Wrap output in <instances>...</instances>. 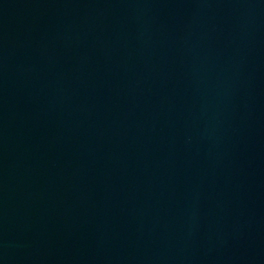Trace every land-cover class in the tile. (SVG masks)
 Returning <instances> with one entry per match:
<instances>
[{
    "label": "water",
    "instance_id": "1",
    "mask_svg": "<svg viewBox=\"0 0 264 264\" xmlns=\"http://www.w3.org/2000/svg\"><path fill=\"white\" fill-rule=\"evenodd\" d=\"M0 264H264V0H0Z\"/></svg>",
    "mask_w": 264,
    "mask_h": 264
}]
</instances>
